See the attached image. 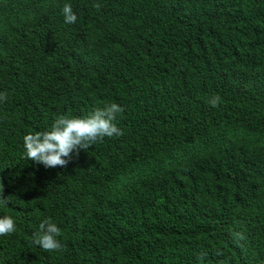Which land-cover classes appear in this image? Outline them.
I'll use <instances>...</instances> for the list:
<instances>
[{"label":"trees","instance_id":"obj_1","mask_svg":"<svg viewBox=\"0 0 264 264\" xmlns=\"http://www.w3.org/2000/svg\"><path fill=\"white\" fill-rule=\"evenodd\" d=\"M0 93V264H264V0H0ZM111 103L122 135L25 158Z\"/></svg>","mask_w":264,"mask_h":264},{"label":"clouds","instance_id":"obj_2","mask_svg":"<svg viewBox=\"0 0 264 264\" xmlns=\"http://www.w3.org/2000/svg\"><path fill=\"white\" fill-rule=\"evenodd\" d=\"M61 15L65 24H75L77 15L71 3H64ZM6 96L0 93V102ZM218 98L210 100L215 106ZM123 109L116 103L97 109L83 118L58 117L49 131L29 133L23 138L25 158L32 162L42 164L46 168L66 166L72 154L89 146L105 137L122 135V130L117 127L115 120L117 114ZM2 192V185H0ZM10 201L0 196V206H6ZM16 231V222L13 217L0 216V237H6ZM61 229L52 219H46L39 224V230L33 236V243L45 252L59 251L62 247L58 237Z\"/></svg>","mask_w":264,"mask_h":264}]
</instances>
